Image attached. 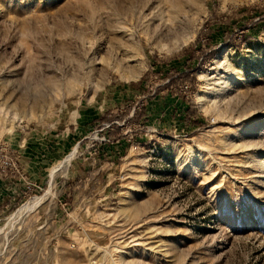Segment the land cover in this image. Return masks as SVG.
<instances>
[{
    "label": "rangeland",
    "instance_id": "1",
    "mask_svg": "<svg viewBox=\"0 0 264 264\" xmlns=\"http://www.w3.org/2000/svg\"><path fill=\"white\" fill-rule=\"evenodd\" d=\"M42 136L0 264H264V0H0V148Z\"/></svg>",
    "mask_w": 264,
    "mask_h": 264
},
{
    "label": "crops",
    "instance_id": "2",
    "mask_svg": "<svg viewBox=\"0 0 264 264\" xmlns=\"http://www.w3.org/2000/svg\"><path fill=\"white\" fill-rule=\"evenodd\" d=\"M72 137L63 140L48 139L47 136L28 138L14 147L13 156L17 164V171H0V215L12 211V213L24 202V196L37 192L45 185L50 177V171L54 157L57 154V146L68 148L72 143ZM31 185V190L27 193L26 185ZM40 196V195H39ZM11 213V214H12ZM10 214V215H11Z\"/></svg>",
    "mask_w": 264,
    "mask_h": 264
},
{
    "label": "built area",
    "instance_id": "3",
    "mask_svg": "<svg viewBox=\"0 0 264 264\" xmlns=\"http://www.w3.org/2000/svg\"><path fill=\"white\" fill-rule=\"evenodd\" d=\"M11 170L17 171V164L15 157L12 154L5 152L3 148H0V171ZM31 190V185H26V192L28 193Z\"/></svg>",
    "mask_w": 264,
    "mask_h": 264
},
{
    "label": "bare ground",
    "instance_id": "4",
    "mask_svg": "<svg viewBox=\"0 0 264 264\" xmlns=\"http://www.w3.org/2000/svg\"><path fill=\"white\" fill-rule=\"evenodd\" d=\"M206 73V72H205ZM203 75V73H201ZM200 74V75H201ZM203 77V76H202ZM207 78V76H205ZM199 79L201 80V77H199ZM205 79V78H204ZM206 80V79H205ZM204 80V81H205ZM204 89V88H203ZM72 156V153H69L65 158H64V162L65 161H68L69 158ZM52 174H53V171L51 172L50 174V177H52ZM44 195V194H43ZM42 196H39V197H35L32 198L31 200H27L26 202H24L21 206H19L13 214L17 213V214H21V213H24V212H30L32 211L35 207L38 206L39 202H41ZM14 216V215H13Z\"/></svg>",
    "mask_w": 264,
    "mask_h": 264
},
{
    "label": "trees",
    "instance_id": "5",
    "mask_svg": "<svg viewBox=\"0 0 264 264\" xmlns=\"http://www.w3.org/2000/svg\"><path fill=\"white\" fill-rule=\"evenodd\" d=\"M135 114H136V112H135ZM101 119L103 121H111V118L110 117L106 118V116H103Z\"/></svg>",
    "mask_w": 264,
    "mask_h": 264
}]
</instances>
